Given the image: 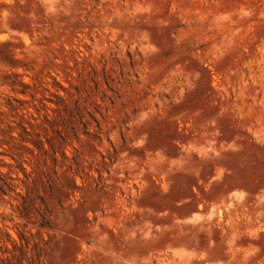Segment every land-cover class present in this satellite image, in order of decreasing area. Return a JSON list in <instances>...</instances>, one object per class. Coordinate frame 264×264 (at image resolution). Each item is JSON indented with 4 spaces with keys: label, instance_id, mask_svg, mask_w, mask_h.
<instances>
[{
    "label": "rangeland",
    "instance_id": "374dc122",
    "mask_svg": "<svg viewBox=\"0 0 264 264\" xmlns=\"http://www.w3.org/2000/svg\"><path fill=\"white\" fill-rule=\"evenodd\" d=\"M0 264H264V0H0Z\"/></svg>",
    "mask_w": 264,
    "mask_h": 264
}]
</instances>
